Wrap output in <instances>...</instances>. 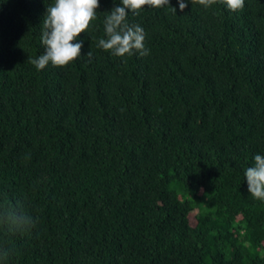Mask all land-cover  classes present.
<instances>
[{
    "label": "trees",
    "instance_id": "obj_1",
    "mask_svg": "<svg viewBox=\"0 0 264 264\" xmlns=\"http://www.w3.org/2000/svg\"><path fill=\"white\" fill-rule=\"evenodd\" d=\"M53 3L0 0V203L36 221L0 226V264H264V0L129 12L150 51L124 57L100 0L81 56L37 70Z\"/></svg>",
    "mask_w": 264,
    "mask_h": 264
},
{
    "label": "clouds",
    "instance_id": "obj_2",
    "mask_svg": "<svg viewBox=\"0 0 264 264\" xmlns=\"http://www.w3.org/2000/svg\"><path fill=\"white\" fill-rule=\"evenodd\" d=\"M199 3L209 8L217 0H178L181 12L188 3ZM227 8L233 12L244 7L245 0H222ZM122 6H115L110 12H105L103 20L106 38L98 41L97 47L111 51L113 55L124 57L135 52L146 56L149 49L145 47V32L139 24H129V12L138 14L145 6L161 8L169 5V0H121ZM100 0H54L47 6L42 20L41 43L45 51L31 63L42 70L51 63L54 67H63L81 56L83 41H77L81 33L87 32L92 22L97 20V9ZM176 13V8L172 7ZM87 56L91 58V51ZM248 192L253 198L264 201V156H254V166L245 170ZM36 221L21 205L0 203V226L9 231H24L35 225ZM9 255L7 249H0V260Z\"/></svg>",
    "mask_w": 264,
    "mask_h": 264
},
{
    "label": "rangeland",
    "instance_id": "obj_3",
    "mask_svg": "<svg viewBox=\"0 0 264 264\" xmlns=\"http://www.w3.org/2000/svg\"><path fill=\"white\" fill-rule=\"evenodd\" d=\"M194 214H195V211H193L191 214H190V222L192 223V224H194L195 223V220H194Z\"/></svg>",
    "mask_w": 264,
    "mask_h": 264
}]
</instances>
